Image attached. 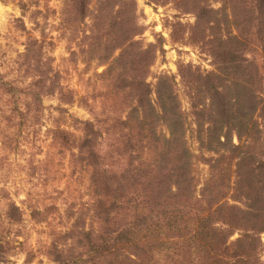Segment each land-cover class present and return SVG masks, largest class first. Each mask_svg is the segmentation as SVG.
I'll list each match as a JSON object with an SVG mask.
<instances>
[{
    "label": "trees",
    "instance_id": "16d2710c",
    "mask_svg": "<svg viewBox=\"0 0 264 264\" xmlns=\"http://www.w3.org/2000/svg\"><path fill=\"white\" fill-rule=\"evenodd\" d=\"M8 1L19 9L25 38L0 72V131L11 130L13 149L29 135L34 147L49 123L47 160L38 173L66 155L86 201L69 205L66 223L57 227L48 218L54 206H17L0 183V264H16L8 259L18 251L21 264H31L35 253L17 241L27 222L45 223L46 241L37 250L52 264H261L264 0H218L217 9L209 0H146L192 14V24L176 16L166 21L169 39L196 45L210 59L209 71L176 66L188 114L174 78L163 74L146 83L161 45L136 40L143 29L134 0H55L56 40L64 38L67 52L61 69L53 40L32 37L23 23L24 17L34 22L44 0ZM76 74L85 76L81 95L71 84ZM43 100L55 104L44 107ZM73 106L89 118L70 115ZM187 115L197 155L186 143ZM194 161L207 168L201 182ZM28 166L31 177L39 171Z\"/></svg>",
    "mask_w": 264,
    "mask_h": 264
},
{
    "label": "rangeland",
    "instance_id": "374dc122",
    "mask_svg": "<svg viewBox=\"0 0 264 264\" xmlns=\"http://www.w3.org/2000/svg\"><path fill=\"white\" fill-rule=\"evenodd\" d=\"M137 7L138 23L142 26V34L136 38L142 44H154L159 40L160 50L155 52L153 63L149 67V73L146 78V83L153 85L158 75H167L174 78L175 91L180 102L181 109L188 114V102L186 89L182 86L177 76L176 66L178 64L190 65L197 67L200 71H209L211 69L210 59L206 54L201 53L196 45L172 43L169 39V30L166 21H170L176 16V19L181 24H192L194 16L192 14H178L174 11L170 4L164 6H155L147 4L146 0H134ZM209 5L212 9L220 7L218 0H209ZM39 11L32 23L27 17L23 18V23L26 31L34 38H49L53 40V58L54 64L60 69L63 66L62 60L67 58L66 45L64 38L57 41L55 27L60 17V3L55 0H44L37 5ZM20 18V12L15 2L8 0H0V72H7V61L13 60L15 56L22 51V44L25 36L20 32L19 25L16 19ZM75 49L73 44L70 45ZM256 55V59H258ZM82 69V65L77 64V72ZM101 68H98L99 72ZM85 76H73L71 80L72 86L78 95L84 91ZM153 98V96H151ZM44 107L54 106L53 100H43ZM67 112L73 117L84 120L88 119L89 115L81 108L70 107ZM47 112H45L46 114ZM185 139L190 151L197 155V145L193 139L191 130L193 129L191 118L187 115L186 119ZM49 123L44 121L43 127L38 131V137L35 138V146L31 145V137L22 138L19 140V145L13 149L11 130L0 131V183L4 184V188L9 193L10 199L17 206L21 202L34 205L37 209L44 206L52 205L56 211H48V218H54L56 225L66 223L64 213L70 205L72 208L78 207L80 203L86 201L84 195L83 181L76 174H71L65 155L60 164L56 163V157L51 159L54 163L49 166V161L45 166V170L49 167L48 173L42 174L43 162L45 157V145L48 140H43V131L48 128ZM235 142V140H233ZM31 145V146H30ZM40 149V152L37 150ZM38 167L39 171L35 172L34 176H29L31 170L29 163ZM193 173L199 182L206 177L207 168L203 164L194 161ZM45 223L32 225L26 223L22 238L17 241L23 242V248L31 249L35 254L31 264H52L44 256L40 255L37 250L38 244L46 241L44 232ZM233 235L230 240L234 239ZM260 241L263 249L260 256V263L264 264V232L260 234ZM24 259V253L18 251L14 256L9 257V261L21 264Z\"/></svg>",
    "mask_w": 264,
    "mask_h": 264
}]
</instances>
